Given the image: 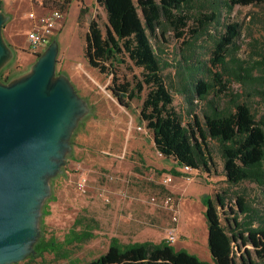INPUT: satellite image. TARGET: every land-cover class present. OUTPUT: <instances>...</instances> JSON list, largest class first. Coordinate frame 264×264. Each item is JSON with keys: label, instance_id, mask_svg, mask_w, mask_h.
Returning <instances> with one entry per match:
<instances>
[{"label": "rangeland", "instance_id": "1", "mask_svg": "<svg viewBox=\"0 0 264 264\" xmlns=\"http://www.w3.org/2000/svg\"><path fill=\"white\" fill-rule=\"evenodd\" d=\"M0 1L2 13L7 17L2 37L13 52L12 59L3 68L4 74L11 72L17 77L29 71L38 54L49 44L41 50L32 49L26 40L27 33L41 17L59 10L63 0ZM212 7L211 0H199L186 10L195 19L198 14L210 13ZM82 8L86 10L79 19ZM61 13V23L55 24L50 38L58 44L56 73L69 79L78 96L87 103L89 114L71 137L72 149L62 173L51 180V196L44 203L48 214L41 218L40 226L45 241L53 240L57 244L63 242L75 219H93L97 229L92 231L94 237L84 243L62 245L59 255L43 253L17 264H85L106 252L110 238L129 243L159 242L170 237L174 239V249H184L199 260L213 264L207 245L203 199L215 200L216 194H225V204L239 213L235 201L241 197L259 219L264 216V187L249 182L229 184L214 143L210 145L214 162L210 174L198 170L184 173L173 159L159 154L152 134L140 119L142 100H133L128 108L120 106L108 90L112 77L99 74L84 58L89 21L95 20L104 30L103 9L94 0H70ZM224 20L240 25L234 40L236 55L252 63L260 60L264 56V5L221 10V21ZM207 30L197 42L202 47L199 53L203 60L209 58L210 37L217 35L219 28L212 25ZM176 33L169 30L165 42H158L163 50L161 57L170 64L163 75L168 86L175 87L177 61L186 54L184 43L189 32L180 38ZM140 75L141 69L132 65L121 67L118 72L119 78L127 80H132L133 76L140 78ZM229 91L238 92L240 88L230 84ZM171 92L172 105L183 125L192 123V115L200 117L201 103L194 101V110H191L180 91ZM145 94L146 89L141 94L142 99ZM229 100L230 97H224L223 103ZM250 104L258 115L264 113V100L253 98ZM171 170L184 176H173ZM218 212L225 226V218L231 216L224 214L226 208H218ZM238 220L245 218L238 214ZM81 228L76 227V231ZM233 250L236 258L245 257L247 252L254 261L250 245L237 242Z\"/></svg>", "mask_w": 264, "mask_h": 264}, {"label": "trees", "instance_id": "2", "mask_svg": "<svg viewBox=\"0 0 264 264\" xmlns=\"http://www.w3.org/2000/svg\"><path fill=\"white\" fill-rule=\"evenodd\" d=\"M94 1L103 9L106 24L102 30L95 20L89 21L84 58L99 74L112 77L108 90L120 106L128 108L133 100H142L140 119L152 134L157 152L173 159L179 168L188 166L210 174L214 167L210 145L214 143L229 184L249 182L264 187V113L258 115L250 104L253 98L264 100V56L253 63L239 58L234 40L240 25L221 21V10L264 5V0H211L212 11L198 14L195 19L186 9L199 0ZM69 2L63 0L57 11L63 12ZM1 5L0 1L2 11ZM84 10L80 9L79 19ZM194 24L198 27L194 28ZM212 25L219 31L210 37L209 58L203 60L199 53L202 47L197 42ZM169 30L177 31L178 38L189 32L184 43L186 54L177 61L176 87L173 84L169 87L163 75L170 64L161 57L163 50L158 43L165 42ZM130 65L141 69L140 78H119V69ZM12 78L11 72L0 71L2 83H8ZM230 84L238 85L240 91H229ZM172 90L181 92L191 110H194V101L202 104L200 117L192 115L191 124L183 125L175 111ZM226 92L229 95L222 96ZM224 97H230V100L223 103ZM170 174L184 176L175 170ZM202 202L213 264H264V216L256 219L255 211L241 197L235 201L239 213L225 204V194H216L215 200L206 197ZM218 208H226L224 214L231 216L225 218V226L221 224ZM47 214L44 205L42 219ZM238 214L245 220H238ZM78 226L82 228L76 231ZM95 229L97 223L93 219H75L61 244L45 241L41 230V237L34 246L36 256L43 253L59 255L62 245L81 244L92 239ZM237 242L252 247L254 261L247 252L245 257L236 258L233 244ZM85 264L209 263L184 249H174L167 240L120 243L116 238H110L106 252Z\"/></svg>", "mask_w": 264, "mask_h": 264}, {"label": "water", "instance_id": "3", "mask_svg": "<svg viewBox=\"0 0 264 264\" xmlns=\"http://www.w3.org/2000/svg\"><path fill=\"white\" fill-rule=\"evenodd\" d=\"M0 71L13 57L2 37ZM58 44L52 40L28 72L0 81V264L35 256L51 180L62 173L71 137L89 114L69 79L56 73Z\"/></svg>", "mask_w": 264, "mask_h": 264}, {"label": "built area", "instance_id": "4", "mask_svg": "<svg viewBox=\"0 0 264 264\" xmlns=\"http://www.w3.org/2000/svg\"><path fill=\"white\" fill-rule=\"evenodd\" d=\"M61 16V12L54 10L49 15L39 19V22L26 35V40L32 49L41 50L47 45L53 35L55 24L61 23ZM181 171L189 173L192 172V169L188 166H182ZM173 240V237H170L167 241L172 243Z\"/></svg>", "mask_w": 264, "mask_h": 264}, {"label": "crops", "instance_id": "5", "mask_svg": "<svg viewBox=\"0 0 264 264\" xmlns=\"http://www.w3.org/2000/svg\"><path fill=\"white\" fill-rule=\"evenodd\" d=\"M181 169V168H180Z\"/></svg>", "mask_w": 264, "mask_h": 264}]
</instances>
